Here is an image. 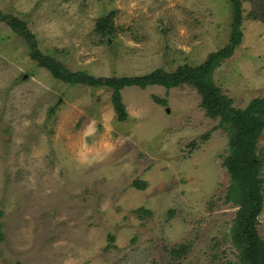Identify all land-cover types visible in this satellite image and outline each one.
<instances>
[{"label": "rangeland", "instance_id": "obj_1", "mask_svg": "<svg viewBox=\"0 0 264 264\" xmlns=\"http://www.w3.org/2000/svg\"><path fill=\"white\" fill-rule=\"evenodd\" d=\"M242 11V41L212 73L236 112L264 97V0ZM0 13V264H243L235 130L193 84L127 86L120 120L110 87L34 57L96 78L200 67L235 44L230 1L0 0ZM257 155L264 188V130ZM255 224L264 240V205Z\"/></svg>", "mask_w": 264, "mask_h": 264}, {"label": "trees", "instance_id": "obj_2", "mask_svg": "<svg viewBox=\"0 0 264 264\" xmlns=\"http://www.w3.org/2000/svg\"><path fill=\"white\" fill-rule=\"evenodd\" d=\"M229 1L233 7L232 43L235 44L223 51L213 53L208 61L200 67L186 66L180 68L176 73L156 70L143 76L96 78L85 72L66 70L54 59L45 57L36 50L34 57L39 60L40 65L51 71L55 78L66 83L86 84L94 88L110 87L112 101L120 120H125L127 117L122 97V90L127 86L146 88L150 85H161L172 88L183 82L193 84L203 95V106L208 112L214 117L221 115L222 125L229 122L233 124L235 130V135L232 138L233 152L227 163L232 170V185L228 199L239 205L236 227L233 230L234 239L241 250L243 264H264V240H261L255 224L264 205L263 179L260 175V161L257 155L258 138L264 130V97L253 100L246 109L236 112L230 106L232 101L222 94L212 80L215 68L234 51L235 45L240 44L243 37L242 4L244 0ZM5 19L6 17L0 13V20L4 21ZM11 26L15 29L26 27L24 22H19L16 19H13Z\"/></svg>", "mask_w": 264, "mask_h": 264}]
</instances>
